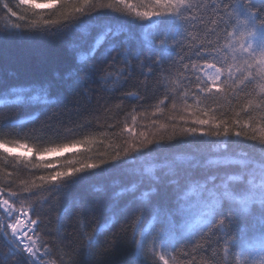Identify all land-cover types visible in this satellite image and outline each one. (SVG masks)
Masks as SVG:
<instances>
[{
    "label": "snow or ice",
    "instance_id": "1",
    "mask_svg": "<svg viewBox=\"0 0 264 264\" xmlns=\"http://www.w3.org/2000/svg\"><path fill=\"white\" fill-rule=\"evenodd\" d=\"M2 7L0 45L63 39L74 66L49 72L53 57L35 78L0 75V113L25 114L0 120V264H264V0ZM137 73L162 95L126 113L100 142L105 151L92 135L29 128L65 104V91L89 102L120 92L117 110L141 101L124 91ZM140 117L148 123L137 131ZM29 140L35 157L12 154ZM85 184L95 199L72 195ZM61 195L53 233L40 209ZM66 220L78 241L64 234Z\"/></svg>",
    "mask_w": 264,
    "mask_h": 264
},
{
    "label": "trees",
    "instance_id": "2",
    "mask_svg": "<svg viewBox=\"0 0 264 264\" xmlns=\"http://www.w3.org/2000/svg\"><path fill=\"white\" fill-rule=\"evenodd\" d=\"M7 2L10 5H14L15 0H7ZM5 14L6 10L3 9L2 0H0V16ZM53 57L58 59L49 65V72L53 70L65 72L71 70L74 66L63 39H33L25 36L20 39L7 41L3 45H0V75L16 72L22 79L35 78L37 75L35 71L36 67L41 65L46 59L51 60ZM145 84H147V88H145ZM124 91H137L143 99L141 101L125 99L123 100L121 109L117 110L115 105L121 103L119 99L121 97L120 92L114 94L96 92L93 94L91 102H89L83 96L76 97L74 93L65 91V104L60 105L59 108L50 109L48 114L39 123L29 125V128L39 129L42 124H51L53 129L59 132L61 139L63 138V133L68 129H72V135L77 138L82 135H92L97 141L93 145L94 151H105V147L100 142L103 141L104 145L108 144L109 138H112V133L120 131L126 113L130 112L133 107L140 112L154 104L156 98L162 95V90L157 87L153 79L149 78L145 81V77L140 76L138 73L134 74ZM77 103L79 107H73ZM18 115L23 116L25 114L18 113L15 110H5L3 113H0V120ZM146 123H148V120L140 117L137 131L140 130L142 124ZM109 125H115V128H110L108 127ZM29 128H25L24 131L28 132ZM104 133H107L108 137H105ZM38 134L42 135V133ZM48 136L53 140L57 139L52 132H49ZM35 143L32 140L28 141L27 147L32 150V157L36 155ZM256 144L257 142L255 141H246L242 147L252 150L253 145ZM8 147L13 146L9 145ZM83 150L82 148L81 151ZM68 155H64V157ZM9 171H12V168H9ZM72 195H84L89 199H95L87 184L78 187ZM64 203L65 197L61 195L59 199L53 197L50 204H45L43 209H40L42 218L48 224V230L53 233H55L57 217ZM73 224L74 220L65 221L64 234H71V240L78 241L79 237L74 231ZM52 238L48 237V239ZM106 239H111V235Z\"/></svg>",
    "mask_w": 264,
    "mask_h": 264
},
{
    "label": "rangeland",
    "instance_id": "3",
    "mask_svg": "<svg viewBox=\"0 0 264 264\" xmlns=\"http://www.w3.org/2000/svg\"><path fill=\"white\" fill-rule=\"evenodd\" d=\"M82 149V148H81ZM81 149H79L81 151ZM73 151H77V149H73ZM13 155H25V156H33V152L32 150H30L28 147L27 148H13ZM68 153H59L58 155L60 156H64L67 155ZM54 157H52L51 155H45L44 159H53Z\"/></svg>",
    "mask_w": 264,
    "mask_h": 264
}]
</instances>
